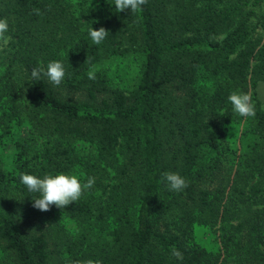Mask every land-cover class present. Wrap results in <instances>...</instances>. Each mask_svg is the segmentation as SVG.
I'll return each mask as SVG.
<instances>
[{
    "label": "trees",
    "instance_id": "trees-1",
    "mask_svg": "<svg viewBox=\"0 0 264 264\" xmlns=\"http://www.w3.org/2000/svg\"><path fill=\"white\" fill-rule=\"evenodd\" d=\"M100 1L90 9L73 0H0L11 37L0 63V139L14 123L31 133L15 143L14 171L0 168V246L17 264L52 262L50 230L33 226L39 194L21 174L71 173L98 185L117 170L124 190L112 209L93 188L66 208L51 206L79 224L72 238L61 237L69 264H264V0H148L137 13ZM90 27L109 34L96 45ZM125 53L140 59L138 74L115 86L100 65ZM54 60L66 68L60 86L43 73L32 78ZM236 90L252 94L255 116L233 111ZM225 125H244L236 150L225 148ZM121 148L131 160L118 169ZM164 172H178L188 187L169 190ZM197 225L220 227L218 252L193 243Z\"/></svg>",
    "mask_w": 264,
    "mask_h": 264
},
{
    "label": "rangeland",
    "instance_id": "rangeland-1",
    "mask_svg": "<svg viewBox=\"0 0 264 264\" xmlns=\"http://www.w3.org/2000/svg\"><path fill=\"white\" fill-rule=\"evenodd\" d=\"M74 4H78L81 2L85 3V6L94 9L100 5V0H73ZM7 46L0 51V63H2V57L5 55V50ZM140 59H137L133 55H129L125 53L124 56L119 58H112L104 61L100 68L107 77L110 79L113 85L122 86L121 83L126 82V84L138 74V65ZM207 87L210 86L211 81L206 80L204 83ZM66 98H69L72 101L79 100L80 102H86V98L75 94L73 92L64 93ZM260 98L264 101V86L260 88ZM6 102V101H3ZM6 105V104H3ZM8 106V104H7ZM4 111L3 113L9 112V106L2 107ZM2 113H0V120L2 117ZM244 129V125H225L223 127L224 131V145L225 148L229 151L236 150L238 146L239 137ZM31 133L29 131L28 125L19 126L14 123L12 125L10 134L0 139V168H2L6 173H11L14 171L16 157L18 149L15 146L17 141H21L22 139H29ZM77 148H82L83 144L80 142L76 144ZM166 159H172L175 148L174 143L171 141L170 144L166 146ZM119 153L125 152L123 148L119 149ZM227 158H232V154L227 155ZM131 160V157L124 154L120 155L118 162V169L122 165L123 162ZM229 162V161H226ZM226 166L232 170L233 166L230 163H225ZM117 166V163H116ZM116 173V174H115ZM123 178L117 170L112 175V178L102 179V182L97 185L98 178L95 180V184L92 187L94 190L92 194L104 205L113 208L114 201L112 197L114 195L122 196L124 190V182L121 179ZM91 190V189H90ZM87 190L86 192H88ZM122 191V193H121ZM114 218H111L109 224L107 225L106 231L111 230L113 227ZM33 226H37V228L49 229L52 234V241L50 244L52 255L51 264H69L67 260V248L64 243L61 241L62 235L67 237L74 236V234L78 231L79 224L75 221L67 218L66 216L59 213L57 209L51 207L49 211H40L35 220L33 221ZM112 228V229H111ZM36 229L31 228L30 232L33 233ZM38 232V231H36ZM221 229L220 227H206L202 225H197L194 228L193 232V243L197 246L205 249L210 253L218 252L221 246ZM0 264H17L15 257L13 254L6 252L2 246H0Z\"/></svg>",
    "mask_w": 264,
    "mask_h": 264
},
{
    "label": "clouds",
    "instance_id": "clouds-1",
    "mask_svg": "<svg viewBox=\"0 0 264 264\" xmlns=\"http://www.w3.org/2000/svg\"><path fill=\"white\" fill-rule=\"evenodd\" d=\"M148 0H114L115 11L123 12L127 9L131 13H137L142 6L147 4ZM36 14H40L39 9L34 10ZM9 30V20L7 17L0 18V51L6 47L11 37L7 35ZM109 31L104 27L98 30L90 27L88 35L92 42L96 45L101 44L108 36ZM43 73L48 80L60 86L66 75V68L62 61L54 60L47 64V68L41 64L32 69V78L39 79ZM89 79H95V74L92 71L88 73ZM229 102L233 106V111L241 117L255 116V104L252 100L250 92L233 91L229 97ZM21 183L24 184L31 193H38V197L33 199V207L40 211H49L52 205L58 208H66L73 202L78 201L87 190H90L95 184L94 177H88L83 181L77 174L59 173L56 175L45 174L40 177L35 174H21ZM162 180L166 181L169 190L180 192L188 187V182L185 177L178 172H164L162 173ZM173 255L179 257L180 253L175 248ZM73 264H103L100 259L76 260Z\"/></svg>",
    "mask_w": 264,
    "mask_h": 264
}]
</instances>
